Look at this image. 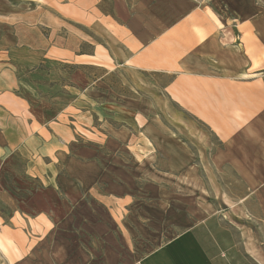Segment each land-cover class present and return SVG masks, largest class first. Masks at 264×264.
<instances>
[{"label":"crops","instance_id":"obj_1","mask_svg":"<svg viewBox=\"0 0 264 264\" xmlns=\"http://www.w3.org/2000/svg\"><path fill=\"white\" fill-rule=\"evenodd\" d=\"M23 60L29 70L67 67L36 81L45 105L19 93ZM116 74L127 75L117 81L124 92ZM103 114L125 124L96 126ZM167 115L173 130L160 120ZM194 119L220 143L209 164L232 167L246 186L238 205L200 219L179 185L170 190L165 175L140 166L156 151L175 178L197 182L182 172L197 156L180 135ZM1 172L8 183L58 190L73 221L9 206L1 232L10 264H119L118 225H129L134 244L150 229L171 232L129 264H264V0H0ZM56 225L78 231L62 249L49 244ZM88 235L105 246L100 256L86 251Z\"/></svg>","mask_w":264,"mask_h":264},{"label":"rangeland","instance_id":"obj_2","mask_svg":"<svg viewBox=\"0 0 264 264\" xmlns=\"http://www.w3.org/2000/svg\"><path fill=\"white\" fill-rule=\"evenodd\" d=\"M24 56H28V55H24ZM27 63H28L27 60L26 62L25 60L20 62L22 67L20 73L23 84L19 90V93H21L26 97L31 98L33 101H37V100L43 101L45 105V99L41 100V96H45L46 88H44V90H42L41 87L39 88L38 85L36 84V81L43 83L46 82V77L51 69H53L54 71V77L57 78L59 75L58 70H60V68L62 67L64 68L67 67L63 66L61 63L55 64L52 67L50 66L49 68H47L46 65H43L41 70L38 69L39 71H36L34 69H37L38 67L33 68V70H29L30 66L27 67L28 66V65L26 66ZM67 71L71 74H74L72 75L73 78L77 77L74 68L67 69ZM85 74L91 75L92 70L87 69L85 71ZM122 76H127V75H119V74L114 75L113 78L116 80V85H114V89L118 91L123 90L124 92L125 90L123 86L117 83V81L119 82L118 78ZM153 77L156 80H158L160 84L168 83L170 80V77L163 75H158V76L156 75ZM35 88H37V90H35ZM154 91L155 90L151 89L150 90L151 94L147 95L153 100H154L153 95H156L154 94ZM113 102L118 103L117 101H113ZM167 104L168 103H166V105ZM161 109H166V108L160 106L158 110ZM171 109H172V104H171ZM166 113L168 114L170 112L167 110ZM160 120L163 121V123L166 124L167 127L173 130L175 124V120L173 119V117L167 115L165 118H160ZM122 123L125 124L124 121L121 120L114 121L113 118L105 117L103 114L102 121L99 122L97 117L96 126L102 125L103 129H107L109 124L110 125L112 124L115 127H119L122 125ZM193 125L195 127V130H193L192 132L188 130V132L185 131L180 135L183 137V139H185L188 142V145L191 148L192 157H194V155L197 156L196 160L193 158V161L197 163V166L192 165L191 167L188 166L187 168L185 167L183 168L181 167V168L183 170L182 172H184L185 170L187 173L189 169H192L193 170L192 174L197 175V182L184 180L183 177L181 181L178 180L179 177L178 179L175 178L174 172L172 171L174 167H169V166L162 167L163 165L157 164L158 160H156V153H155L156 151H153L154 153L153 156H149V161H146L145 164H142L140 166H142L144 169L145 168L147 169L144 170V173L150 170V172L152 171L156 174L165 175L164 176L165 180L163 181V183L168 188H170V190L173 189L175 185L176 186L179 185L178 190H180L182 193L181 197L183 204L187 205L186 207L187 209H190V206L192 209L193 207H195L194 205H196V207L198 208V218L200 219V217L202 218L205 215H207L208 210L210 208L213 209L216 208L217 210L221 211L222 208L225 209V207L227 206L235 207V205H238L237 203H239L240 201L241 194L246 192V186L244 185V183L241 182V180L236 175L232 167H220L209 164L211 160L210 158L211 154L216 150L217 147L220 146V143L218 142L216 137L213 136L211 132H209L207 127L203 125L201 122L194 119ZM92 128L93 127H89V130L93 131ZM92 136L101 137L102 135L101 134L91 135V133L90 134L87 133L86 137H89V139L86 138V140H91ZM166 137H173V134L171 135L166 134ZM211 143H213V149L205 148L209 144L212 145ZM161 159H163V157H161ZM4 177H5V173L3 174L1 172L0 174V264H10L6 260L5 253H7V251L4 249L5 246L8 244V242L11 240L8 239L6 236L4 238V234L3 232H1L3 225H6L5 222L9 221L8 217H12L14 214L13 213L14 211H11L9 209V206L11 208L18 206L20 210V208L25 206L27 207L32 203L37 206L39 216H41V213L43 214L44 212L49 211L51 218L55 220L56 217L57 218L56 220L60 223L66 221L68 225H73V221L71 220L70 215L68 214V206L67 207L63 206V201L61 200L63 198L58 190L45 188L35 180H29V179H23L22 181L13 180V183H8L5 182ZM187 177H189V173ZM145 181L148 182V180ZM149 181L157 182L155 177L152 176H149ZM146 182H143V184H145ZM195 193H196V197H195ZM189 196H194V198H190ZM92 201L90 200L87 202H92ZM257 201L259 200L258 199L255 200L254 198L249 201L251 203V205L249 206L250 210L253 209L258 210ZM52 205L55 206L53 207ZM15 212L17 213V211ZM192 215L194 216V219H196L195 214ZM103 216L109 217V215L107 214ZM251 216H253L252 213ZM261 216L263 218L264 213L261 214ZM245 219L252 220L251 217L249 216H247V218ZM261 222L262 220L260 219L257 221V223H261ZM127 227H129V225H118L117 238L120 247H122V248L119 247L120 250L119 252L123 259V261L119 262V264H129L130 262L144 256L145 254L156 248L159 244L167 240L171 234V232L168 229L166 230L163 229L160 231H157L155 229H150L149 232H146L144 234V236L141 235L140 233L139 239H136L135 240L136 243L134 244V242L129 239L130 235L127 236V230H126ZM259 227L261 228V234L264 239V225L261 224L259 225ZM74 229H75L74 235H77L78 231L76 230V227L74 228V226L72 228H67V227L64 228L61 225H56V227L53 230V234L50 235L51 238L49 239V244L52 245L55 249L57 248L62 249L63 247L61 246L66 244V240H70V241L72 240L73 236L71 235H73ZM98 236H100L101 238L105 235L104 233H102L101 235ZM94 238L95 237L92 235L87 236L86 242L89 243V245L86 244L85 246L87 248L86 251L89 253L91 252V254L100 256L98 251L100 250L103 251L105 246L100 244L99 246L95 247L94 242L96 240ZM262 247L264 250V243Z\"/></svg>","mask_w":264,"mask_h":264}]
</instances>
